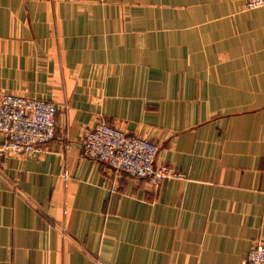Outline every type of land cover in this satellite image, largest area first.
<instances>
[{"label":"crops","instance_id":"obj_1","mask_svg":"<svg viewBox=\"0 0 264 264\" xmlns=\"http://www.w3.org/2000/svg\"><path fill=\"white\" fill-rule=\"evenodd\" d=\"M4 94L58 113L44 156L0 151V264H244L264 242V7L0 0ZM99 122L186 180L85 157Z\"/></svg>","mask_w":264,"mask_h":264},{"label":"built area","instance_id":"obj_2","mask_svg":"<svg viewBox=\"0 0 264 264\" xmlns=\"http://www.w3.org/2000/svg\"><path fill=\"white\" fill-rule=\"evenodd\" d=\"M246 10L264 7V0H245ZM55 103L12 94L0 97V134L5 155L42 157L57 134ZM83 155L113 169L145 180L158 189L167 180H186L176 167L158 165L159 146L140 136H129L106 122L90 128L82 138ZM65 176H68L66 172ZM244 264H264V242L254 243Z\"/></svg>","mask_w":264,"mask_h":264}]
</instances>
